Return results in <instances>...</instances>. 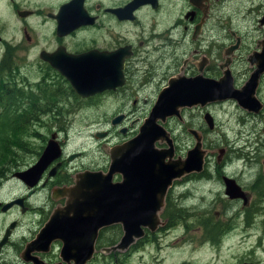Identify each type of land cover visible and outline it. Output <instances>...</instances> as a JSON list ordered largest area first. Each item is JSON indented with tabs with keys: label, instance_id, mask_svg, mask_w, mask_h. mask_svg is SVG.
I'll list each match as a JSON object with an SVG mask.
<instances>
[{
	"label": "flooded vegetation",
	"instance_id": "obj_1",
	"mask_svg": "<svg viewBox=\"0 0 264 264\" xmlns=\"http://www.w3.org/2000/svg\"><path fill=\"white\" fill-rule=\"evenodd\" d=\"M236 1L238 11L246 12L244 17L255 25L257 35L252 39L253 46L247 41L248 36L252 37L248 32L228 29L226 33L225 28L222 31L224 25L222 27L221 13L223 7L228 5V0H0V61L5 60L14 67L0 70V76L6 78L11 76L14 81L21 80L19 83L35 88L41 83L54 86L57 81L62 80L72 89L65 76L44 60L41 54L53 55L58 52L56 55L58 56L64 52L78 55L90 50L123 52L120 85L87 97H81L72 89L76 94L73 95L74 99L66 102L59 97L60 101L56 104L62 110L59 115L52 116V113H49L43 116L45 121H42L51 124L50 128H54V131L48 134L38 133V146L41 149L33 154L30 162L21 161L9 176L16 179L20 190L8 198L0 196V264L65 263L60 256L62 244L59 240H53L48 247L39 246L38 249L28 252L26 244L48 221L52 212L65 205L68 195L64 190L75 184L77 174L85 170L105 173L110 163L109 150L136 135L138 130L132 128L134 122L139 121L140 118L131 120L129 113L133 111L123 112L124 107L128 106L135 111L148 109L140 126L156 102L158 94L168 87L170 79L180 77L219 79L228 71L234 89H240L245 84L256 68V63H251L249 58L260 52L264 44V0ZM115 10L120 16L114 12ZM89 18L93 19L92 23H89ZM33 53L35 54L32 57ZM20 55L27 61L28 68H23L25 61L19 63ZM245 64L249 69H246ZM34 77L39 79L30 82L29 79ZM263 78L264 71L258 78L256 97ZM140 92L150 95L139 97ZM101 98L113 99L108 102L111 104L116 102L120 105L119 109L122 112L119 110V113L115 114V112L109 121L110 124L114 117L122 115V118L118 124H111L112 129L115 128L113 133L112 129L100 130L93 136L107 141L115 134L117 139L110 146L100 142L106 153V164L96 167L76 166L75 161L81 159L83 153L70 147L73 138L66 131L67 117L63 110L67 106L74 108L82 104L98 106L99 100L102 101ZM257 98L261 108L257 112L245 110L246 115L251 119H257L264 111V101ZM226 101L235 100L225 99L205 105L180 106L177 114L167 116L163 122H160L172 141L173 160L185 159L187 151L195 145L196 136L200 139L203 151L199 170L186 172L173 179L166 191L162 211L167 198L173 202L188 199L194 181L217 183L219 185L215 190V201L219 202L221 207L222 204L226 205L225 213L230 218L240 216L245 226L255 228L256 232L253 233H261L257 244L253 246L255 251L264 242V231H261V222L257 218L264 214V160L259 161L258 153L254 154L255 152H250V149L236 148L235 140L229 143L222 142V149L215 159L216 161L222 156L221 165L210 164L211 154L206 156L205 136L214 128V119L213 127L209 128L204 116L206 113L211 115L210 106ZM236 104L239 105L237 102ZM194 109L199 111L198 114L193 113ZM128 121L129 126H127ZM171 121L174 125L171 124L169 127L168 123ZM97 133L102 135L97 137ZM52 135V140L58 145L60 153L44 167L37 183L27 186L17 177H13L14 172L24 170L35 163ZM155 146L162 149L168 148L169 144L165 139H161L155 142ZM112 179L119 181L121 175L114 174ZM227 183H234L239 190L234 194L228 193ZM179 186H184V190L179 191ZM14 199H21V203L13 204L3 210V206ZM182 208L174 205L176 222L180 218L183 219ZM18 214L36 219L30 221V223L35 222L37 228L29 235L19 233L24 221L18 218ZM113 225L115 224L99 229L94 252L85 264H93L98 251L108 256L112 252V258L118 259L115 250H105V248H111L119 241L122 235L120 224L118 225L121 234L118 240L113 244L98 246V240L102 239L103 243L108 242L110 237L108 227ZM165 226L160 224L154 231L144 229V235L135 240L127 250L131 247L130 252L132 248L138 247L139 243L156 238L154 233ZM28 230L31 228L28 227ZM251 234L246 233L243 238ZM262 250L264 251V245ZM248 262L264 263L263 260Z\"/></svg>",
	"mask_w": 264,
	"mask_h": 264
},
{
	"label": "water",
	"instance_id": "obj_2",
	"mask_svg": "<svg viewBox=\"0 0 264 264\" xmlns=\"http://www.w3.org/2000/svg\"><path fill=\"white\" fill-rule=\"evenodd\" d=\"M114 12L120 16L117 10ZM88 21L92 23L93 19L89 18ZM57 53L41 54V57L58 69L81 97L122 83L123 52L120 50H90L78 55L62 52L56 56ZM249 61L255 62L256 68L240 89L233 88L228 71L219 79H170L168 87L158 94L136 135L109 150L107 171L85 170L77 174L75 184L64 190L68 195L65 205L52 212L35 237L26 244V251L38 249L39 246L45 248L53 240H59L62 244L60 256L65 263L58 264H85L92 257L98 231L103 227L120 224L122 228L119 241L105 250H125L144 235V229L156 230L161 224L159 212L168 187L175 177L199 170L203 154L200 139L196 136L195 145L187 151L185 159L173 160L172 141L160 122L167 116L177 114L180 106L205 105L225 99H233L247 111L257 112L261 103L255 96V89L264 71V44L262 50L251 56ZM204 117L209 128H212V115L206 113ZM121 118L122 115L114 117L111 124H118ZM101 135L96 134L97 137ZM52 139L53 135L35 163L14 172L13 177L27 186L37 183L44 167L60 153ZM161 139L167 141L168 148L155 146V142ZM114 174H120L121 179L113 181ZM238 190L234 183H227L228 193L234 194ZM20 203L21 199H14L6 203L3 210Z\"/></svg>",
	"mask_w": 264,
	"mask_h": 264
},
{
	"label": "rangeland",
	"instance_id": "obj_3",
	"mask_svg": "<svg viewBox=\"0 0 264 264\" xmlns=\"http://www.w3.org/2000/svg\"><path fill=\"white\" fill-rule=\"evenodd\" d=\"M237 5L238 2L236 0H228V5L223 7L221 18L222 27L223 25L224 27L222 31L225 28L226 33L228 29L239 30L243 33L248 32V35L252 37L248 36L247 41L252 43L253 46L254 40L252 39H255L257 35V31L254 28L255 25L252 21L248 22L249 19L244 17L246 12L238 11ZM34 54L31 56L33 57ZM21 57L22 55H20L21 61L19 63L22 64L25 61L23 68H28L27 61ZM245 66L246 69H249L246 64ZM38 79V77H34L30 78L29 81H37ZM27 87L29 88L30 86ZM260 88V90H257L256 95L260 100L264 101V78ZM138 94L139 97L150 95L149 93L142 92ZM101 100H99L98 106L82 104L79 107L71 108L70 112L66 113V131L73 138L70 147L83 153L81 159L75 161L76 166L96 167L106 164V153L103 151L101 143L104 142L110 146L117 139L115 134H113V138L107 141H102V138H95L93 136L96 131L112 129L109 121L115 112L117 114L121 111L118 103L112 102L111 104L108 102L113 101V99L107 100L101 98ZM245 110L237 105L235 101H226L209 107V112L214 119V128L209 130L205 136V143L207 144V147H205L206 156L211 154L210 164H222V156L220 155L219 159L215 161L219 150L222 149V142L227 141L229 143L232 140L237 141L235 143L236 148L243 147L245 150L250 149V152H255L254 154L258 153L259 161L264 160V111L260 114V118L251 119L246 115ZM122 111H133L129 113L131 120L137 117L140 118L139 121L134 122L132 128L137 131L148 109L135 111L127 106ZM198 112L197 109L193 110V113L198 114ZM43 120L45 121V119ZM42 123L47 124L43 121ZM171 124L173 126L174 122H169L168 126L171 127ZM47 125H35V127L38 133L48 134L54 131V128L49 130L50 125L49 127ZM127 126H129V121L127 122ZM114 131L115 128L111 132L113 133ZM28 141L33 147H37L39 144L35 136L28 137ZM32 157L33 154L26 153L23 162H30ZM259 163L262 165L261 162ZM213 169L214 167L211 168V170ZM11 173H8L4 179L0 180V196L3 198H8L20 190L16 179L9 177ZM210 180L214 181L213 179ZM218 185L214 182L194 181L193 187L190 188V197L173 202L176 207H184L181 209V216L184 220L180 218L173 226H165L166 221L160 216V222L165 227L163 228L164 230L158 229L154 233L156 238L139 243L138 247L132 248L130 252L129 249L131 247L128 250L115 249L118 259L112 258V252L108 256L98 251L96 252L97 257L94 259L93 264H237V262L264 261V251L262 250L264 242L260 248L253 251V246L257 244L258 236L261 233H253L256 232L255 228L245 226L240 216L230 218L225 213L226 205L222 204L221 207V204L215 201V190L218 188ZM178 190H184V186H179ZM161 212L162 209L159 214ZM227 212L230 213L228 210ZM263 216L264 214H261L257 217L260 219L262 232L264 231ZM18 218L24 221V225L19 231L20 234L29 235L31 231L37 228L35 222L30 223V221L36 220L32 216L24 217L18 214ZM208 218H210L211 222L221 224H219L217 235L219 237L215 243L208 240L209 231H205L202 223L204 219ZM28 227L31 228V230H28L30 232L27 231ZM167 229L169 230L166 232ZM246 233L248 235L252 234L249 237L243 238Z\"/></svg>",
	"mask_w": 264,
	"mask_h": 264
},
{
	"label": "trees",
	"instance_id": "obj_4",
	"mask_svg": "<svg viewBox=\"0 0 264 264\" xmlns=\"http://www.w3.org/2000/svg\"><path fill=\"white\" fill-rule=\"evenodd\" d=\"M7 68L14 67L7 64L5 60L0 61V70ZM64 82L57 81L54 86L41 83L36 88H28L19 81H14L11 76L8 78L0 76V180L18 167L26 153L34 154L41 149L38 145L33 147L28 137H39L35 125H47L42 123L44 115L60 114L62 110L56 106L60 101L59 97L66 102L74 99L73 95L76 94ZM70 109L67 106L63 113H69ZM49 125L51 126V124L47 126ZM165 203L160 215L165 219L166 225L173 226L177 218L173 201L167 198ZM208 219H204L202 223L205 231H209L208 240L215 243L219 237L217 235L220 223L211 222L210 218ZM108 230L110 231L108 242L103 243L102 239L98 240V246L113 244L120 237L121 229L118 224L108 227Z\"/></svg>",
	"mask_w": 264,
	"mask_h": 264
}]
</instances>
